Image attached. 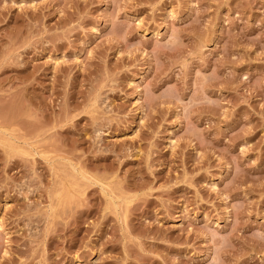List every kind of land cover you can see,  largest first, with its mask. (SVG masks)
Returning a JSON list of instances; mask_svg holds the SVG:
<instances>
[{
    "label": "rangeland",
    "instance_id": "rangeland-1",
    "mask_svg": "<svg viewBox=\"0 0 264 264\" xmlns=\"http://www.w3.org/2000/svg\"><path fill=\"white\" fill-rule=\"evenodd\" d=\"M0 264H264V0H0Z\"/></svg>",
    "mask_w": 264,
    "mask_h": 264
}]
</instances>
